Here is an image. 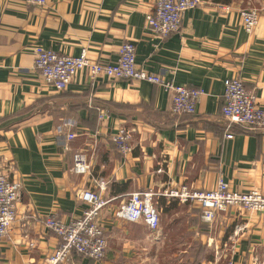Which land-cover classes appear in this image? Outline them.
<instances>
[{
	"label": "crops",
	"instance_id": "crops-1",
	"mask_svg": "<svg viewBox=\"0 0 264 264\" xmlns=\"http://www.w3.org/2000/svg\"><path fill=\"white\" fill-rule=\"evenodd\" d=\"M155 2L46 0L37 7L0 0V168L20 181L0 264H43L59 242L45 218H78L86 208L78 193L98 190V182L109 199L97 215L106 257L74 252L63 264H190L194 256H203L196 264H264V212L230 207L205 223L196 205L160 194L181 185L212 189L222 177L231 190L264 195V131L233 125L226 138L220 112L223 82L235 77L264 110V0H199L165 39L145 23ZM246 8L258 11L250 33L238 14ZM127 41L143 69L203 91L195 114H173L172 92L147 81H92L79 72L59 92L33 65L36 47L74 56L84 50L113 63ZM119 128L131 131L123 153L111 141ZM77 151L89 163L85 174L71 171ZM133 191L157 193L158 230L114 217Z\"/></svg>",
	"mask_w": 264,
	"mask_h": 264
},
{
	"label": "built area",
	"instance_id": "built-area-1",
	"mask_svg": "<svg viewBox=\"0 0 264 264\" xmlns=\"http://www.w3.org/2000/svg\"><path fill=\"white\" fill-rule=\"evenodd\" d=\"M25 4L42 7L46 0H22ZM199 0H156L153 9L145 15L149 30L159 39H165L180 29L182 16L194 8ZM226 11L227 6H220ZM242 28L250 33L258 23V11L255 8L239 10ZM118 58L113 63L90 59L82 50L77 56L59 54L54 50L36 47L33 65L42 81L64 91L79 72H84L90 80L107 79L110 81L126 79L147 81L162 86L172 92L171 111L173 114L193 115L203 91L190 89L164 80L159 74L143 69L135 62V47L132 42H123L118 49ZM223 104L220 112L226 121V138H232V126L237 125L248 131H264V110L256 103L255 96L246 90L239 78H228L224 82ZM102 116H100V119ZM74 135L67 134V139ZM131 131L119 128L111 135L114 147L120 153L130 150ZM90 166L84 152L77 151L72 156L71 171L85 174ZM104 183L98 182V190H82L78 198L86 204L82 214L71 221L64 222L54 216L44 220V226L54 233L58 245L45 258L43 264H63L72 253L101 261L106 257L107 240L97 222L99 211L109 204L102 196ZM157 193L152 191H133L114 211L116 219L128 222H142L149 231L158 230L160 214L153 201ZM161 195L173 197L180 203L196 205L200 219L211 223L220 211L237 207L250 213L264 212V195L256 190L236 191L228 188L226 181L218 177L214 188L207 190L189 189L186 185L164 190ZM20 195V181L10 180L8 172L0 168V239L7 236L9 227L15 220L16 203ZM227 264H232L228 262Z\"/></svg>",
	"mask_w": 264,
	"mask_h": 264
},
{
	"label": "trees",
	"instance_id": "trees-1",
	"mask_svg": "<svg viewBox=\"0 0 264 264\" xmlns=\"http://www.w3.org/2000/svg\"><path fill=\"white\" fill-rule=\"evenodd\" d=\"M222 1H224V2H230L231 0H222ZM201 246V245H200ZM201 258H203V256H201V257H198V256H194L193 257V260H192V262H190V264H196L197 262H198V260H200ZM194 261V262H193Z\"/></svg>",
	"mask_w": 264,
	"mask_h": 264
},
{
	"label": "rangeland",
	"instance_id": "rangeland-1",
	"mask_svg": "<svg viewBox=\"0 0 264 264\" xmlns=\"http://www.w3.org/2000/svg\"><path fill=\"white\" fill-rule=\"evenodd\" d=\"M185 86V85H184ZM228 262H232V261H226L225 263H222V264H227Z\"/></svg>",
	"mask_w": 264,
	"mask_h": 264
}]
</instances>
